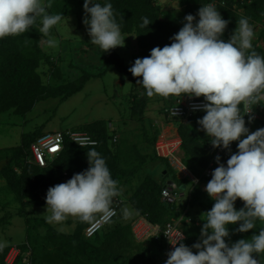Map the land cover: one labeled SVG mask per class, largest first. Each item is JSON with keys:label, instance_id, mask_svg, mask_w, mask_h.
Instances as JSON below:
<instances>
[{"label": "trees", "instance_id": "1", "mask_svg": "<svg viewBox=\"0 0 264 264\" xmlns=\"http://www.w3.org/2000/svg\"><path fill=\"white\" fill-rule=\"evenodd\" d=\"M99 2L104 3L105 0H99ZM109 2L112 4L117 22L121 25V33L128 40L131 37L136 38L137 54L132 64L136 58L149 56L152 48L170 44V37L183 26L185 15H196L202 4L208 3H214L222 18L229 21L222 36L225 41L233 34L241 17L248 18L251 25L262 24L263 27L254 32L251 50L264 55V0H179L180 9L174 11L165 9L164 5L157 0H109ZM83 3L84 0H51V7L47 11L50 14H61V21L67 19L73 26L82 29L85 26L82 22ZM144 17H147L151 23L141 27ZM40 27L41 22L38 18L36 24L24 34L0 39V113L13 111L17 115H25L41 101L50 98L66 100L84 89L92 77L102 76L109 71H119L126 74L131 81V93L128 96V103L131 105L129 118L142 122V128H144L142 130L151 144L157 141L161 129L155 121L150 125L148 122L150 117L146 115L149 104L157 95L152 97L146 95L143 86L137 83L142 77H134L128 71L132 65L126 63L116 48L103 52L99 46L89 44L92 47L88 49L87 54L99 62L98 71L84 67L80 69L74 62L72 65L80 69L81 75L75 80H69L52 56L44 50L43 35L38 31ZM44 64L48 66V73L55 80L54 83L47 84L44 81L43 72L40 70ZM177 98L178 96L161 98L165 104H169L168 107L167 105L163 107L167 118L169 117L168 109ZM240 107L244 110L245 105L241 104ZM253 109V113L245 117L246 127L250 132L264 128V99L259 100L257 104L254 103ZM205 114L203 111L197 112L187 120L173 119L179 120L177 130L183 140L181 147L183 161L189 164L198 175L206 166L211 150L214 149L209 140L210 137L206 136L197 123V120ZM249 116L253 117L251 122H249ZM145 123L151 127L153 134L150 135L145 129ZM78 130L86 131L97 141L95 150L106 159L113 179L119 182L122 194L126 197L128 205L137 210L136 214L144 216L153 224L163 226L170 218L178 217L186 211L185 214L192 217L193 221L184 222L182 225L187 235L183 242L191 246L199 240L201 227L205 221L202 220V224L199 225L195 223V219L205 218V212L214 204L200 185L186 189L184 193L189 190L190 197L185 203L170 204L162 197V190L167 187V183L157 182L149 172L144 170L152 160L161 159L169 165L166 159L157 154V151L151 156L141 153L137 145L125 142L120 136V128L112 120H97L79 127ZM43 131L42 128H38L31 133H24L22 144L15 147L14 151L8 155L11 157V163L0 172L6 179L7 194H9L7 196H13L18 203L17 211L14 213L23 216L27 224L26 236L22 242L9 241L3 250H0V264H8L6 257L13 247L19 249V254L12 264H18L23 260L22 258H25L24 255H27L31 264H164L166 261L165 238L150 237L143 242H137L132 228L136 214L130 219H124L120 212L122 205L119 209L121 216L119 217L118 213L110 223L91 238L85 235V229L91 223L80 222L77 219L74 221V229L63 233L54 225L47 223L45 217L30 213L31 208L46 206L45 197L50 186L66 182L73 174L89 167L86 157L87 149L80 147L69 136L65 137L62 152L46 167H41L30 160L32 158L30 146ZM237 144L238 141L236 151H238ZM14 161L20 168V172L12 167ZM175 181L174 191H182V185L188 186L186 180ZM204 181L207 183L209 180ZM4 205L6 213L0 221L12 215V212L8 210L10 204L5 202ZM243 206L244 202L238 198L235 207L239 209ZM67 223L71 224L72 221L68 220ZM237 227L238 224L229 225L230 238H225L226 242L229 239L231 242L241 238L250 239L254 233L258 234L259 229L264 227V221L258 220L256 228L244 233L234 232L233 230ZM101 234L104 241L100 246H96L94 241ZM193 251L196 250L193 249ZM256 258L260 260V264H264V253Z\"/></svg>", "mask_w": 264, "mask_h": 264}, {"label": "clouds", "instance_id": "2", "mask_svg": "<svg viewBox=\"0 0 264 264\" xmlns=\"http://www.w3.org/2000/svg\"><path fill=\"white\" fill-rule=\"evenodd\" d=\"M50 7L51 0H0V39L24 34L38 18L42 25L38 31L48 36L62 19L61 14H50ZM83 9L82 22L91 43L103 52L124 45L125 37L109 0H84ZM150 23L144 17L141 27ZM228 23L214 3L202 4L196 15H185L170 44L152 48L149 56L136 58L128 69L134 77H142L137 83L149 97L202 96L204 103L193 110L206 113L197 123L213 148L231 152V143L238 141V151L230 154L226 164L219 155L215 157L218 166L205 186L214 204L205 212L199 240L188 246L182 231L165 233L173 248L168 251L166 244L164 264H260L256 257L264 253V227L250 239L225 240L230 238V224H238L234 232L244 233L256 228L258 220L264 221V128L250 132L244 115L251 110L241 114L240 107L264 99V55L251 50L254 29L248 18L241 17L225 41L222 36ZM252 119L249 116V122ZM73 141L87 149L89 167L47 189L46 212L50 215L46 222L62 225L69 217L84 223L98 217L108 222L116 215L113 203L122 191L119 182L95 150V140L82 135ZM238 198L244 202L239 209L235 207ZM136 213L124 208L123 218ZM5 246L0 240V250Z\"/></svg>", "mask_w": 264, "mask_h": 264}, {"label": "rangeland", "instance_id": "3", "mask_svg": "<svg viewBox=\"0 0 264 264\" xmlns=\"http://www.w3.org/2000/svg\"><path fill=\"white\" fill-rule=\"evenodd\" d=\"M157 1L164 5L165 9L167 8L171 11L180 9L177 0ZM255 25L256 24L252 26L254 27ZM262 27V24L257 23L255 28H253L254 32L256 33ZM122 36L124 35L122 34ZM42 37L44 50L52 56V59L61 68L62 73L67 79L75 80L80 77V69L82 67L98 71L97 64L99 62H96L87 54L88 49L96 45L91 43L86 25L84 28L78 29L65 19L53 26L48 36L43 35ZM49 40L52 41L51 44L48 43ZM89 44H92V46H89ZM116 49L122 54L126 63L132 65L133 58L137 54L136 38L131 37L128 40L125 37L124 45L117 46ZM74 62L80 69L72 65ZM40 70L43 72V78L47 84L55 82L53 77L48 73L47 65L44 64ZM130 93L131 81L127 78V75L119 71H109L102 76L92 77L85 85L84 89L66 98L64 101H61L59 98H50L41 101L25 115H17L13 113V111L0 113V160H3L4 158L2 157L5 156V158H8V155L12 153L11 151H14L15 147L22 144V135L24 133H31L38 128H42L44 131L78 130V128L83 125L103 119L108 121L112 120L114 124L120 128V136L125 142H131V144H134L135 146H140L141 153H147L152 156L154 154V145L148 143L146 134L142 130L144 129L142 128V122L129 118L131 105L128 103V96H130ZM161 98L162 96L159 95L154 96L152 99L154 101H151L149 104L148 112L150 120H148V122L150 125L154 124L155 120L161 121L165 117L163 114L165 108L163 107L167 104H165L164 100ZM159 108L160 111L158 112ZM171 119L172 120L169 122L166 121L165 124H174V127L177 128L179 120H173L175 118ZM182 119L186 120V118ZM145 126V129L150 135L153 134L148 123H145ZM163 129L170 130L169 127L164 126L161 134L163 133ZM156 161L157 163L159 162V165L156 167L155 171H158L157 174L160 175L157 177L162 181V173L158 169L164 164L160 159H157ZM12 167L18 169L20 172V168L16 165V161L12 163ZM151 168L152 166L148 165L144 170L149 171ZM173 174L174 173L171 170L168 173V176H166V180H174L175 178L173 177ZM5 180L4 176L0 174V220L6 213L4 212L5 202L10 204L8 210L12 212V215L8 218L9 220L6 218L0 221V240L5 241L6 243L9 241L12 243H19L25 239L27 224L23 216L14 213L17 211L18 203L13 196H7L9 194H7L8 189L5 185ZM175 182L179 184L181 183L178 181ZM185 197L186 196H182L175 204L185 201ZM123 202L124 203H122L121 206L122 211L120 209V212H122L121 214H123L124 208L132 209V207H129L127 200ZM30 212L35 216H42L45 218L50 215V213L46 212V206H36L31 208ZM120 216L119 213V217ZM140 218H142V216H138L134 219L132 222V228ZM203 218L204 217H197L195 223L199 225L202 224ZM68 220L72 221L71 226L74 227V221L77 220V218L69 217L66 221ZM66 221L63 223L64 225L60 226L62 229L69 228ZM24 257L27 258V255H24ZM27 262L31 264V261L28 258ZM23 263L25 264L26 261H23Z\"/></svg>", "mask_w": 264, "mask_h": 264}, {"label": "built area", "instance_id": "4", "mask_svg": "<svg viewBox=\"0 0 264 264\" xmlns=\"http://www.w3.org/2000/svg\"><path fill=\"white\" fill-rule=\"evenodd\" d=\"M202 103H204L203 99L178 97L168 109V118H188L197 112H202L203 110H193L194 106L200 105ZM253 105L254 103L247 106L245 105L244 110H241V114H243L245 111L251 110L250 113L244 115V119L247 115L253 113ZM82 135H86L93 139L90 134L81 130L44 131L35 139V141L30 146L32 157L31 159L37 165L46 167L47 165H49L50 161H53L64 149L66 136H69L73 140L77 136ZM173 135H164L162 137L159 136L156 144V151L160 157L168 160L170 164L182 174L184 179L191 182L192 185L190 189H192L193 186L200 185L206 179H211L212 171L215 169V167L218 166L215 160V157L217 155L221 157V162L226 164V161L230 157V154L236 152L237 141L231 143V152H228L223 148L212 149L206 166L203 168L201 174L197 175L187 169L179 160L178 154L181 151L183 140L180 135ZM180 195V191H174L169 186L164 187L162 190L163 200L170 204H174L179 201L181 197ZM114 201L115 202L113 203V207L116 211V215H114L108 222H105L98 217L95 222L89 224L85 229V235L88 238L96 235V233H98L105 225L110 223L118 215L121 204L118 199H115ZM185 212L186 211H184L178 217L170 218V220L163 226H160L159 224H153L145 217L140 218L133 226L135 239L138 242H141L148 237H155L156 239L164 237L166 240L168 251L172 250L173 246L169 243L168 237L165 235V233H171L174 235L176 232L182 231L185 239L187 238L186 233L182 229V225L184 224V222H192L193 218L187 216ZM18 254L19 249L17 247H13L7 255L6 262L8 264H12Z\"/></svg>", "mask_w": 264, "mask_h": 264}, {"label": "crops", "instance_id": "5", "mask_svg": "<svg viewBox=\"0 0 264 264\" xmlns=\"http://www.w3.org/2000/svg\"><path fill=\"white\" fill-rule=\"evenodd\" d=\"M178 97H182V98H190L189 96H178ZM191 98H194V97H191ZM175 102V101H174ZM148 111H149V109H148ZM146 112V115L149 117L150 115H149V112ZM160 111V108L158 109V112ZM163 114L165 115V112L163 111ZM196 114V113H195ZM194 115V114H193ZM192 115V116H193ZM192 116H190V117H192ZM190 117H188V118H190ZM169 122L170 121V119L169 118H167L166 117V115H165V117H164V119L163 120H161V121H156V123L158 124V126L160 127V129H161V131H162V128H164V126H167V127H169V129L170 130H167V129H163V133L161 134V132H160V137H162V136H164V135H169V136H171V135H173V134H178V135H180L179 134V132H178V130H177V128L176 127H174V124H170V125H166L165 124V122ZM82 131V130H81ZM84 132H86V131H84ZM174 136V135H173ZM157 141H158V139H157ZM157 141H155V142H153V147H154V153H155V151H156V144H157ZM148 143H150L149 141H148ZM151 144V143H150ZM137 147H138V149L140 150L141 149V147L140 146H138L137 145ZM178 157H179V160L184 164V166L187 168V169H189L191 172H193L194 174H196V172H194V170L190 167V165L189 164H187V163H185L184 161H183V153H182V151H180V153L178 154ZM161 160V159H160ZM167 162H168V164L169 165H167V163L165 162V161H163V166L161 165L160 166V169H158L159 171H161V173H162V175H161V180L162 181H160L159 180V175L160 174H157V170L155 171V169H156V167H158V165H159V162L157 163V161L156 160H152V161H149V164H147V166L148 165H151L152 166V168L149 170V171H147V172H149L151 175H152V177L157 181V182H159V183H167V182H171L172 184L174 183V181L176 180V179H178V180H186V179H184L183 178V176H182V174L177 170V169H175L171 164H170V162L168 161V160H166ZM157 163V164H156ZM155 164H156V166H155ZM173 171V177L175 178L174 180L173 179H169L168 181L166 180L167 179V177L166 176H168V173L171 171V170ZM203 170V169H202ZM202 172V171H201ZM156 175V176H155ZM198 175V174H197ZM200 175V174H199ZM158 176V177H157ZM166 177V178H165ZM167 181V182H166ZM187 182H188V186L186 187L185 185V188L184 189H182V191L180 192V196L182 197V196H186L185 197V201H183V202H181V203H185L186 202V200H187V198H188V196H189V194H190V191L188 190V192H186V193H184L185 191H186V189L187 188H189L190 189V187H191V182L190 181H188V180H186ZM5 183H6V180H5ZM190 184V185H189ZM206 182L205 181H203L201 184H200V186L202 187V189L203 190H205V186H206ZM6 185V184H5ZM4 186V185H3ZM1 187H2V185H1ZM181 197H180V199H181ZM120 198V199H119ZM115 199H118L119 201H120V204L122 205V203H124L123 201H126L127 199H126V197L123 195V194H120L118 197H116ZM130 207V206H129ZM133 209V208H132ZM134 210V209H133ZM30 211V210H29ZM31 213V212H30ZM137 216H139V214H136V216H134V218H137ZM142 217H144V216H142ZM67 222V221H66ZM53 225V224H52ZM62 225H64V224H62ZM67 225H68V227L69 228H63L62 230H60V231H62L63 233H64V231L66 232V233H68V232H70L71 230H73L74 229V227L73 226H71V224H69V223H67ZM57 229H60L61 227V225H54ZM103 234H101L100 236H98V238L97 239H95V241H94V244L96 245V246H100L102 243H103V241H104V237L102 236ZM138 242V241H137ZM23 260H21V261H19V263L18 264H24L23 263V261H26V263L25 264H29L28 262H27V258H22ZM29 259V258H28ZM83 259V258H82ZM83 262V261H82ZM132 264V263H131Z\"/></svg>", "mask_w": 264, "mask_h": 264}, {"label": "water", "instance_id": "6", "mask_svg": "<svg viewBox=\"0 0 264 264\" xmlns=\"http://www.w3.org/2000/svg\"><path fill=\"white\" fill-rule=\"evenodd\" d=\"M10 162H11V158H10V157L5 158V159H3V160H0V171H2V169H3L5 166H7ZM167 186H169L171 189L176 188V187H175V184H174V183L172 184L171 182H167ZM181 188L184 189L185 186L182 185Z\"/></svg>", "mask_w": 264, "mask_h": 264}]
</instances>
